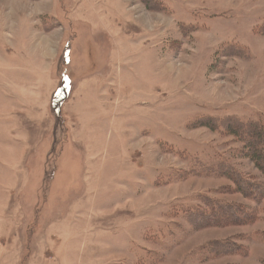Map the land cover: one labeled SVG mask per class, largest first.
Returning a JSON list of instances; mask_svg holds the SVG:
<instances>
[{"label":"rangeland","instance_id":"rangeland-1","mask_svg":"<svg viewBox=\"0 0 264 264\" xmlns=\"http://www.w3.org/2000/svg\"><path fill=\"white\" fill-rule=\"evenodd\" d=\"M160 1L0 0V80L19 70L23 97L0 83V103L24 108L0 127V264H264V197L222 169L264 175L201 125H264V0ZM214 201L256 220L194 230Z\"/></svg>","mask_w":264,"mask_h":264},{"label":"trees","instance_id":"trees-1","mask_svg":"<svg viewBox=\"0 0 264 264\" xmlns=\"http://www.w3.org/2000/svg\"><path fill=\"white\" fill-rule=\"evenodd\" d=\"M145 3L150 9H153L161 1L145 0ZM260 32L264 34V24L261 26ZM63 97V95L61 97H59V94L56 95L52 105L54 106L55 103L60 102ZM218 121L216 119H209L202 121L201 125L211 129H219V123H222L228 134L238 136L241 139L246 149V156L256 164L264 175V125L258 121L245 124L234 118ZM222 172L235 184L236 192L241 193L244 197H249L256 201L264 197V182H252L230 167H224ZM256 217V209L242 204L214 201L209 203V208L207 209L190 211L188 220L194 230H201L208 227L244 225L255 221ZM262 240L264 241V233ZM207 247L205 251L211 256L238 254L244 250L241 245L233 241H214L209 243Z\"/></svg>","mask_w":264,"mask_h":264},{"label":"crops","instance_id":"crops-1","mask_svg":"<svg viewBox=\"0 0 264 264\" xmlns=\"http://www.w3.org/2000/svg\"><path fill=\"white\" fill-rule=\"evenodd\" d=\"M18 71L19 70L14 71L15 76H13V72H12L9 78H6L5 80L4 79L0 80V83H2L3 90L11 92L9 93L10 95H6L7 99L8 98H10L11 100L23 99L21 95L22 93L19 91L16 82L17 81L16 79H18L17 77ZM31 75L33 74L31 73ZM23 109H24L23 105L18 106L13 104L8 105L7 103H0V127H22L23 125L21 124V122L19 123V121L17 120H10L11 122L10 121L7 122V119L8 118L14 119L16 116H18L19 113H21V111L19 110H23Z\"/></svg>","mask_w":264,"mask_h":264}]
</instances>
